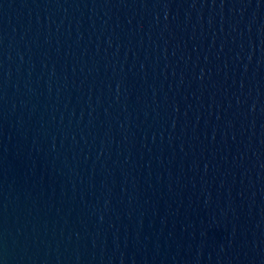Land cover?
<instances>
[{
  "label": "water",
  "instance_id": "water-1",
  "mask_svg": "<svg viewBox=\"0 0 264 264\" xmlns=\"http://www.w3.org/2000/svg\"><path fill=\"white\" fill-rule=\"evenodd\" d=\"M0 264H264V0H0Z\"/></svg>",
  "mask_w": 264,
  "mask_h": 264
}]
</instances>
